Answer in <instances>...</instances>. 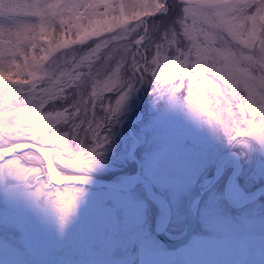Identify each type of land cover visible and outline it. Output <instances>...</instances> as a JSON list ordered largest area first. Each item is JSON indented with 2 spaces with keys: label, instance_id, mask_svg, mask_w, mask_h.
<instances>
[{
  "label": "rangeland",
  "instance_id": "1",
  "mask_svg": "<svg viewBox=\"0 0 264 264\" xmlns=\"http://www.w3.org/2000/svg\"><path fill=\"white\" fill-rule=\"evenodd\" d=\"M176 15L185 45L167 55L155 33ZM26 139L49 145L65 174L138 166L170 203L166 230L180 232L186 187L223 149L240 156L243 189L264 181V0H0V147ZM37 153L0 160V264H137L138 243L166 248L139 184L50 182ZM228 165L195 203L191 235L238 236L242 264H264V194L229 205Z\"/></svg>",
  "mask_w": 264,
  "mask_h": 264
},
{
  "label": "water",
  "instance_id": "2",
  "mask_svg": "<svg viewBox=\"0 0 264 264\" xmlns=\"http://www.w3.org/2000/svg\"><path fill=\"white\" fill-rule=\"evenodd\" d=\"M150 14H154L151 12ZM150 14H144V20ZM143 20V22H144ZM145 29V26L143 30ZM142 30V31H143ZM136 43L138 44L140 40H143L142 33L137 36ZM139 85V83H137ZM136 85V87H137ZM135 87V89H136ZM2 103H7L14 96V90L3 91ZM137 102L135 104L136 109H138V97H135ZM128 151L131 158L132 147L135 144V139ZM31 149L42 157L43 166L45 167V174L48 176L50 182L54 183H76L81 185H92V186H106L112 187L114 189H126L140 183L143 192H145L146 197L151 199L156 203L158 209L161 212L157 220L158 224L155 226V233L157 238L162 242H166L167 246L161 250H151L142 243H138L136 247V254H138L137 262L138 264H166L171 261L176 254L181 255L185 262L189 264H242L245 261L246 249L245 241L241 238L234 237L231 235H210L206 234H194L190 242L184 240L186 237L192 234L196 220V210L195 203L198 202V198L205 189H207L217 177L223 171L224 161L231 157V162H229L230 170L227 171L224 176L223 181V198H226L227 203L231 206H240L244 203L254 200L256 195L264 191V181L255 183V185L249 189L241 190L240 192H233L231 183L235 181V176L240 170L241 161L235 148L223 149L213 160L212 171L203 178L202 181L193 182L186 187V192H184V204L183 209L185 210L184 219L185 224L180 232L174 238L168 237V230H166V225L168 224L169 214L171 213L169 207V201L166 199L164 194L153 188V183L149 181L142 172L138 171V166L126 175H121L119 178L102 177V175H92V174H65L60 171V169L53 162V155L51 154V148L49 145L39 144L37 142H32L26 140H15L11 143H6L0 147V160L10 155L16 150ZM237 179V178H236Z\"/></svg>",
  "mask_w": 264,
  "mask_h": 264
},
{
  "label": "trees",
  "instance_id": "3",
  "mask_svg": "<svg viewBox=\"0 0 264 264\" xmlns=\"http://www.w3.org/2000/svg\"><path fill=\"white\" fill-rule=\"evenodd\" d=\"M180 6H182L183 7V5L181 4ZM158 16V15H157ZM177 15L175 16V18H173L172 19V21L170 22V24H169V26H166L165 25V23H166V20H165V22L163 23V27L161 28V29H159L156 33H155V36H157L159 39V46H164L166 49V53H168L167 55H170V53L171 52H173V51H175L176 50V48H182L184 45H185V41H183V42H181L182 40H183V38L185 37L184 35H183V33H182V31H181V29L180 28H182V25L179 23V20L177 19ZM56 24V23H55ZM166 26V27H165ZM170 29V30H169ZM162 30H165V32H166V34L165 35H163L164 33L163 32H161ZM169 30V31H168ZM112 35V34H111ZM177 36H181V39L178 41V37ZM111 36H107L106 37V39L104 38V42H103V46H105V47H108V45H109V43H110V41H112L111 40V38H110ZM90 42V41H89ZM89 42H87L88 44H89ZM103 49V48H102ZM122 53H125V52H122L121 51V54ZM150 53V52H149ZM118 54V53H117ZM128 54V53H127ZM123 55H125V54H123ZM113 59H115V57L113 56ZM125 63H127V60L125 61ZM126 65V64H125ZM125 65H121L122 66V68H123V66H125ZM91 67V69L90 68H88V71H89V73L92 71V65L90 66ZM124 69V68H123ZM125 70V69H124ZM84 77V76H83ZM82 77V78H83ZM73 89V87L71 88V90ZM81 115H83V114H81ZM81 115L79 116V117H81ZM77 116H75V118H76ZM70 121V120H69ZM81 124L80 125H77L78 127H79V132H78V134L79 135H83V133H82V130L83 129H85V128H87V126L88 125H90V122H88V120H83L82 118H81V122H80ZM70 126V125H69ZM71 127H73L72 125H71ZM71 127H69V128H71ZM82 129V130H81ZM71 131H73V130H71Z\"/></svg>",
  "mask_w": 264,
  "mask_h": 264
},
{
  "label": "bare ground",
  "instance_id": "4",
  "mask_svg": "<svg viewBox=\"0 0 264 264\" xmlns=\"http://www.w3.org/2000/svg\"><path fill=\"white\" fill-rule=\"evenodd\" d=\"M149 17H151V16H149ZM148 19V18H147ZM140 87V86H139ZM141 105V104H140ZM132 121V120H131ZM136 141V140H135ZM38 154V153H37ZM136 160V159H135ZM231 157H229V159H227V160H225L224 161V164L226 163V165H228L229 164V162H231ZM223 164V165H224ZM216 180V179H215ZM231 187H232V191L233 192H235V191H237V192H240L241 190H244L243 189V187L238 183V181H237V179L235 178V181H232V183H231ZM260 194H264V191H263V193H260ZM256 197H259V195L258 196H256ZM177 234L176 233H171V232H169L168 233V237H170V238H174L175 236H176ZM178 236V235H177Z\"/></svg>",
  "mask_w": 264,
  "mask_h": 264
},
{
  "label": "flooded vegetation",
  "instance_id": "5",
  "mask_svg": "<svg viewBox=\"0 0 264 264\" xmlns=\"http://www.w3.org/2000/svg\"><path fill=\"white\" fill-rule=\"evenodd\" d=\"M57 166V165H56ZM58 167V166H57ZM100 175H102V174H100ZM100 175H98V176H100ZM102 177H105V176H102ZM223 179H225V177H222ZM136 184H139V185H141L140 183H136ZM90 186H92V185H90ZM89 186V187H90ZM102 186V185H101ZM89 187H87V189H86V192H87V194H90V188ZM94 187H99V186H94ZM141 187V186H140ZM110 188V187H109ZM114 189V188H113ZM141 190H143V189H141ZM148 198V197H147ZM149 199V198H148ZM149 201H151L152 203H154L153 205H155V202L154 201H152V200H150L149 199ZM248 203V202H247ZM156 207V206H155ZM160 210L158 209V207H156V212L157 213H155L154 212V215H153V217H152V222H153V225L154 224H156L154 221H156V220H158V218H159V215H161V212H159ZM149 222H150V220H149ZM152 232L153 233H155V227H153V229H152ZM136 247L137 246H135V252H136ZM136 261H137V257H136ZM137 264H138V262H137Z\"/></svg>",
  "mask_w": 264,
  "mask_h": 264
}]
</instances>
